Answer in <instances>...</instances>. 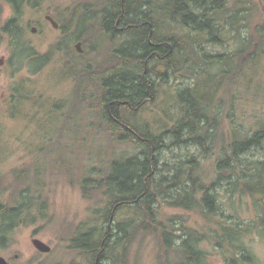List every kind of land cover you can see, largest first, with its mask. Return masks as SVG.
<instances>
[{"label":"trees","instance_id":"1","mask_svg":"<svg viewBox=\"0 0 264 264\" xmlns=\"http://www.w3.org/2000/svg\"><path fill=\"white\" fill-rule=\"evenodd\" d=\"M45 1L0 0L11 7L3 22L0 5V48L8 42L10 64L37 65L35 73L61 54L72 95L43 102L44 93L17 82L7 109L14 118L28 104L26 116L33 111L39 125L63 118L61 133L73 132L85 151L74 185L85 200L98 199L99 217L81 223L74 248L89 249V255L93 249L94 256L103 248V264H128L133 244L147 236L159 240L158 264H204L199 245L207 239L224 254L226 246L235 248L249 230L226 206L249 195L264 208V114L238 115L241 105L264 107V0H81L52 14L63 36L42 55L28 38L34 23L25 18ZM78 42L95 44L83 55ZM209 45L225 51L210 52ZM108 46L102 57L100 49ZM173 77L191 83L174 89ZM186 147L198 155L174 153ZM214 156L210 171L206 163ZM39 174L37 187H17L15 203L7 206L0 173L8 246L21 220L47 217L48 201L37 196L44 188ZM166 209L198 213L208 231L190 228L180 213ZM260 219L264 226V211Z\"/></svg>","mask_w":264,"mask_h":264},{"label":"rangeland","instance_id":"2","mask_svg":"<svg viewBox=\"0 0 264 264\" xmlns=\"http://www.w3.org/2000/svg\"><path fill=\"white\" fill-rule=\"evenodd\" d=\"M85 1V0H82ZM96 1V0H93ZM81 0H47L42 3L39 9L29 10L26 20L34 23L33 27L39 30L37 33L31 32L29 29L28 38L34 49L40 54L48 53L58 41L62 38L63 33L60 29H56L52 24L45 19V16L54 13L60 14L65 9L80 3ZM2 6L1 21L11 15V7L7 4L0 3ZM98 42L103 41L100 34L97 36ZM88 42V40H85ZM100 42V43H101ZM93 44L82 43L83 55H86L88 47ZM109 46L100 49L102 57L107 55ZM208 51H225L222 47L209 45ZM11 51L8 47V42H4L0 48V173L5 176V193L1 196V200L5 205L15 203L14 198L11 199L14 190L18 187L21 190L34 186L35 175L40 172V184L44 186L42 192H38L37 196H41L48 201V209L46 211V219H37V223L31 226H21L17 228L12 236L11 244L6 247H0V255L9 259L14 263H33L39 264H54L53 259L58 257L55 264H85V260L79 257L78 252L72 250L55 251L50 254H42L38 252L32 243L33 233L37 232V237L47 244L56 248L70 247V240L77 228L82 222L92 220L96 222L98 217L94 214L95 208L99 205L98 199L95 201H87L82 197L79 190L77 173L83 171L82 161H86L85 151L80 146L79 141L74 140L73 132H62L65 127L63 118L56 125L55 122L49 121L46 125L44 122L39 125L38 120H35V115L30 111L28 117L24 109L28 110V104L23 107L22 113L16 117L8 111V98L10 97L12 87L17 82H24L25 85L37 90L40 94L46 96L44 100H61L70 98L73 92V82L66 79L63 69L61 68V54L53 56L52 61L44 66L41 71L35 73L34 69L37 65L18 64L12 66L9 60ZM2 61V63H1ZM191 80L185 78L173 77L169 84L176 88L187 87ZM168 90V85L165 86ZM49 100V101H50ZM27 107V108H25ZM239 114L246 113L255 115L264 114V107L252 105H241ZM151 116L146 115V119ZM255 117H252L254 119ZM245 126H248V119L243 120ZM253 122V121H251ZM83 122L82 125H86ZM229 123L225 125V130L229 128ZM60 131V137L57 138L55 132ZM88 140L87 136H84ZM83 139V137H82ZM92 140L94 138L92 137ZM58 142V143H57ZM77 142L74 146L73 143ZM79 143V145H78ZM71 144L73 148L71 149ZM62 147L65 149L62 151ZM70 148V149H69ZM176 155L187 157L188 155H198L199 151L195 147H186L176 149ZM63 159L61 160V157ZM167 157L175 160L173 153H169ZM217 159L210 160L206 163L208 170H212V164ZM64 160V161H63ZM78 169L72 171V163ZM20 170H26L27 174H22ZM214 173V171H213ZM24 181L17 183L16 181ZM75 182V183H74ZM76 184V185H74ZM18 185V186H17ZM40 187V185H38ZM10 188V189H9ZM225 197V193H222ZM228 202V201H227ZM260 204L258 197L249 195L236 197L234 202L226 206L227 214H236L239 219L245 224L242 226L248 228L249 231L244 232L239 242H235V248L226 246L225 254L214 240L207 239L202 242L199 247L206 253L204 264H228L231 259L238 258L240 250L238 247L244 245L253 259L249 264H264V226L258 225L261 223L262 209L256 206ZM166 213H180L188 220V226L192 229H197L203 233L208 231L207 222L196 212H186L176 209H166ZM251 224V225H250ZM250 225V226H249ZM223 250V251H224ZM58 253V254H56ZM160 253L159 240L153 236H147L144 240L135 242L131 248L128 264H158V254ZM39 259V262L37 261Z\"/></svg>","mask_w":264,"mask_h":264},{"label":"flooded vegetation","instance_id":"3","mask_svg":"<svg viewBox=\"0 0 264 264\" xmlns=\"http://www.w3.org/2000/svg\"><path fill=\"white\" fill-rule=\"evenodd\" d=\"M2 201V200H1ZM35 210H33V212H34ZM36 212V211H35ZM38 221L36 220L33 224H31V223H28V222H24L23 220H21L20 222H19V224L16 226V227H14V231L17 229V228H19V227H21V226H24V225H26V226H31V225H35L36 223H37ZM37 232L38 231H35L34 233H33V239H32V243H33V240L34 239H36V238H38L37 237ZM8 233V223L7 222H5L3 219H0V247H2V248H6V247H8V245L7 244H4L5 243V240H4V235H6ZM14 233V232H13ZM76 233V232H75ZM75 233L73 234V236H72V238H71V240H70V247H68V248H56V247H53V246H51L50 244H48V245H50V247H51V251L49 252V253H42V252H40L36 247V249L38 250V252H40V253H42V254H50V253H53V252H55V251H68V250H72V251H74V252H78L79 254V257L78 258H80L81 260H82V258L85 260V264H103V248H101V250H100V252L97 254V255H95L94 256V254H93V249H92V251H91V254L92 255H89V252H88V250L89 249H76V248H74V245H73V237L75 236ZM38 239H40V238H38ZM34 245V244H33ZM240 250V253H239V260L235 263L234 262V259H231L230 260V262H228V264H249V263H251L252 262V258H251V254H250V252H248V249L244 246V245H242L241 246V248L239 249ZM56 254H58V253H56ZM0 256H2V255H0ZM4 257V256H3ZM58 257H56V258H54L53 259V262H57V259ZM7 259V258H6ZM7 261H8V264H21V263H14V262H11L9 259H7ZM54 263V264H55ZM27 264H39V263H37V262H33V263H27Z\"/></svg>","mask_w":264,"mask_h":264},{"label":"water","instance_id":"4","mask_svg":"<svg viewBox=\"0 0 264 264\" xmlns=\"http://www.w3.org/2000/svg\"><path fill=\"white\" fill-rule=\"evenodd\" d=\"M45 19L47 21H49L54 28H56V29L60 28V24L55 20V18L52 15H50V14L46 15ZM38 30L39 29L37 27H32L31 28V32L32 33H37ZM76 48L78 49V51L80 53H83L82 43L81 42H78L76 44ZM1 63H2V61H1ZM33 244L42 253H49L51 251L50 245H48L47 243H45L41 239H38V238L34 239L33 240ZM0 264H8L7 259L5 257H3V256H0Z\"/></svg>","mask_w":264,"mask_h":264}]
</instances>
